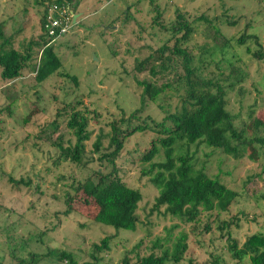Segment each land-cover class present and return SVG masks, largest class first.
<instances>
[{
	"label": "rangeland",
	"instance_id": "obj_1",
	"mask_svg": "<svg viewBox=\"0 0 264 264\" xmlns=\"http://www.w3.org/2000/svg\"><path fill=\"white\" fill-rule=\"evenodd\" d=\"M155 3L159 10H153L150 0H79L78 22H73L76 18L72 15L68 33L54 45L63 63L59 71L41 83L35 80L31 68L24 69L22 75L8 85L0 79V264H16L28 251L45 253L51 247L71 250L79 264H116L140 239V252H148L150 240L164 236L166 227L178 222L164 216L163 207L158 211L152 209L158 189L149 181V175L142 173L148 163L140 159L156 134L151 130L128 137L115 159L122 180L142 194L136 230H116L96 222L91 217L93 205L82 202L85 197L82 192L73 198L76 209L69 214L62 211L65 191L70 190L73 177L84 178L96 167L106 172L110 170L109 166L99 164L96 158L99 153L92 154L93 142L101 131L109 130L108 121L127 116L139 106L141 87L136 77L142 78L145 73L133 71L134 57L144 56L149 46L156 48L161 43L159 22L168 24L175 17L176 7L190 15L204 12L212 19L211 23L196 24L191 42L196 53L210 48L215 50L214 61L221 59L220 45H216L222 41L214 42L212 23L221 34L230 37L233 51L229 49L228 54L240 56L248 74L241 86L228 93V108L238 115V124L246 118L250 108L264 120V58H254L246 51V46L251 50L256 48L252 39L247 38L244 44L237 42L243 32L254 33L264 41V0H155ZM44 5L41 0H0L4 33L14 35L13 44L19 50L24 51L38 38ZM127 11L130 16L123 22ZM158 11L160 17L155 21ZM39 48L31 43V63L38 58ZM63 72L74 74L78 83ZM69 103L88 111L84 112L89 117L91 135L85 144V166L68 160L54 164L59 152L54 144L57 137H62L65 145L68 140L75 141L71 130L65 127L72 111ZM34 108L39 111L24 124L23 119ZM94 112L98 113L97 120L92 118ZM147 112L154 119L162 116L152 102ZM47 121L49 128L39 132L37 123L44 128ZM53 121H57V128L50 124ZM177 152H187L195 169L218 177L237 191L229 210L217 215L220 219H229V228L220 232L213 222L209 231L195 235L181 225L180 228L187 231V249L178 264H186L189 259L196 264H249L247 255L242 261L232 257L227 237L235 239L237 247H241L249 235L257 232L264 235V152L256 160L247 156L235 158L203 142H184ZM90 156L93 160H89ZM161 158L158 156L155 160ZM10 176L15 180H29L30 184H14ZM180 228L173 229V239ZM106 235L111 236L109 249L92 257L91 244Z\"/></svg>",
	"mask_w": 264,
	"mask_h": 264
},
{
	"label": "trees",
	"instance_id": "obj_2",
	"mask_svg": "<svg viewBox=\"0 0 264 264\" xmlns=\"http://www.w3.org/2000/svg\"><path fill=\"white\" fill-rule=\"evenodd\" d=\"M78 1L41 0L45 5L40 16V32L38 38L31 42L40 46V54L34 63H31L33 57L31 43L24 51L16 48L13 44L14 35H6L3 21L0 22L1 80L6 84L10 83L21 76L24 69L31 68L35 80L41 83L59 71L63 63L54 45L68 31L60 35H49L45 27V16L48 7L53 4L68 5L71 10L68 12L71 16V27L73 22H78V18L72 22ZM150 3H153L154 11L159 10L155 0H150ZM175 12V17L168 24L159 22L158 33L161 35V43L156 48L149 46L144 56L134 57L133 71L145 73L142 78L136 77V83L141 87L139 106L129 111L127 116L122 115L118 119L108 121L106 124L109 125V130L106 133L101 131L93 142L92 154L99 153L96 157L99 164L109 166L110 170L106 172L96 167L92 174L84 178L71 177L70 190L65 191L63 199L65 208L62 211L69 214L76 209L72 203L74 196L82 192L85 196L82 202L93 205L91 217L96 222L110 225L116 230H136L139 224L137 209L142 194L139 189L129 186L122 180L115 159L122 152L126 139L135 132L151 130L156 133L141 153L140 159L148 163L142 173L149 175V181L158 189L152 209L158 211L163 207L162 214L177 219L178 222L166 227L164 236L151 239L148 252H140L142 245L140 239L116 264H178L184 258L187 249V231L181 229V225L186 226L187 230L195 235L209 231L213 222L216 230L220 232L230 227L229 219H220L217 215L229 210L236 199L237 191L218 177L209 176L203 170L195 169L192 157L187 152H177L184 142L187 144L203 142L235 158L247 156L256 160L264 152V120L256 115L254 108H250L246 118L238 124L236 122L238 115L228 108V93L241 86L248 74L240 56H235L236 53L228 54L230 50L233 51L229 43L230 37L221 34L215 23H212L215 28L214 42L222 41L216 45H220L218 50L221 59L214 61L212 55L215 50L212 51L210 48L204 50L202 48L196 53L193 49L194 44H191L196 24L200 21L211 23L212 19L204 12L190 15L180 7H176ZM129 16L127 11L123 22ZM159 17L158 11L155 21ZM247 38L253 40L256 48L251 50L246 46V51L254 58H264V41H260L254 33L243 32L238 36L237 42L244 44ZM63 74L70 77L74 83H78L74 74L68 72ZM151 102L161 111L160 119H154L147 112L148 104ZM72 104L69 103L72 111L65 122V127L71 130L75 141L72 143L68 140L65 145L62 137H57L58 140L54 144L59 152L54 164L68 160L75 165L85 166V144L91 135V130L88 129L89 117L84 112L87 109L82 110ZM4 108L9 111L7 105ZM38 111V108L31 110L23 119V123L28 124L33 113ZM97 116L98 113L94 112L93 120H97ZM52 123L55 125L54 128H57V121L50 124ZM37 127L39 132L44 131L45 128H49L48 121L44 128L40 123H37ZM36 136H39V133H36ZM158 156L162 158L155 160ZM89 160H93V157L90 156ZM48 171L50 169H47ZM9 180L14 184L19 182L26 186L30 184L29 180H15L11 176ZM213 216L217 217L212 219ZM176 227L180 228V232L173 239L172 231ZM227 239L228 250L234 259L242 261L247 255L249 264H264L263 234L257 232L249 235L241 247H237L236 240L230 236ZM110 240L111 236L106 235L98 242H93L90 246V255L97 257L98 253L109 249ZM60 261L79 264L71 250L56 247L49 248L45 253L28 251V255L18 258L16 264L42 262L53 264ZM186 264L196 263L189 259Z\"/></svg>",
	"mask_w": 264,
	"mask_h": 264
},
{
	"label": "built area",
	"instance_id": "obj_3",
	"mask_svg": "<svg viewBox=\"0 0 264 264\" xmlns=\"http://www.w3.org/2000/svg\"><path fill=\"white\" fill-rule=\"evenodd\" d=\"M68 12H71L68 5L53 4L48 7L45 27L49 35H60L69 31L71 16Z\"/></svg>",
	"mask_w": 264,
	"mask_h": 264
},
{
	"label": "crops",
	"instance_id": "obj_4",
	"mask_svg": "<svg viewBox=\"0 0 264 264\" xmlns=\"http://www.w3.org/2000/svg\"><path fill=\"white\" fill-rule=\"evenodd\" d=\"M79 16H80V13H78V12L73 14V17L76 18V19L79 18Z\"/></svg>",
	"mask_w": 264,
	"mask_h": 264
}]
</instances>
